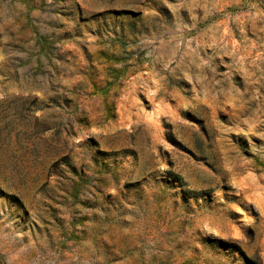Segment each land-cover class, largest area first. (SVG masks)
Returning a JSON list of instances; mask_svg holds the SVG:
<instances>
[{
    "label": "rangeland",
    "instance_id": "obj_1",
    "mask_svg": "<svg viewBox=\"0 0 264 264\" xmlns=\"http://www.w3.org/2000/svg\"><path fill=\"white\" fill-rule=\"evenodd\" d=\"M0 264H264V0H0Z\"/></svg>",
    "mask_w": 264,
    "mask_h": 264
}]
</instances>
